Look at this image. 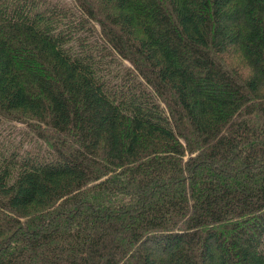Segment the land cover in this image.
<instances>
[{
    "label": "trees",
    "instance_id": "obj_1",
    "mask_svg": "<svg viewBox=\"0 0 264 264\" xmlns=\"http://www.w3.org/2000/svg\"><path fill=\"white\" fill-rule=\"evenodd\" d=\"M0 264H264V0H0Z\"/></svg>",
    "mask_w": 264,
    "mask_h": 264
},
{
    "label": "rangeland",
    "instance_id": "obj_2",
    "mask_svg": "<svg viewBox=\"0 0 264 264\" xmlns=\"http://www.w3.org/2000/svg\"><path fill=\"white\" fill-rule=\"evenodd\" d=\"M16 125L19 127V129L21 128V127H23L24 129H25V124L24 123H18V122H16ZM217 168V167H216ZM216 168H214V167H212V166H208L206 169H204L203 171H202V173H203V175L204 174H207V175H209L210 173H212L213 171H216L215 169ZM171 186H172V184L171 183H169V184H163V185H161V186H158L157 187V189H158V191H169L170 189H171ZM156 187H153L152 189H153V192H156V189H155ZM96 207V206H95ZM95 207H91L92 209H95ZM85 209H87V207L85 206L84 207ZM61 217H62V215H57V219H56V221L57 222H59L60 220H61ZM45 226H48L47 225V222L45 223Z\"/></svg>",
    "mask_w": 264,
    "mask_h": 264
}]
</instances>
